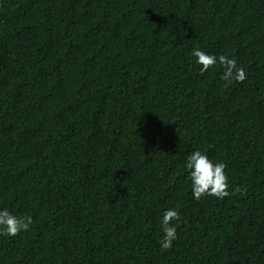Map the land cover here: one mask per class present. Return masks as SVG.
I'll list each match as a JSON object with an SVG mask.
<instances>
[{
  "label": "trees",
  "instance_id": "trees-1",
  "mask_svg": "<svg viewBox=\"0 0 264 264\" xmlns=\"http://www.w3.org/2000/svg\"><path fill=\"white\" fill-rule=\"evenodd\" d=\"M197 149L237 191L192 198ZM0 208V264H264V0H0Z\"/></svg>",
  "mask_w": 264,
  "mask_h": 264
},
{
  "label": "clouds",
  "instance_id": "clouds-1",
  "mask_svg": "<svg viewBox=\"0 0 264 264\" xmlns=\"http://www.w3.org/2000/svg\"><path fill=\"white\" fill-rule=\"evenodd\" d=\"M191 55L195 58V62L200 65L201 73L219 64L223 68L221 78L226 86L233 81L241 83L247 78L245 69L237 67L236 60L229 56L209 54L200 48L192 49ZM184 168L190 182L192 198L195 200L207 196L223 200L232 195L233 191L238 190L230 191L228 177L225 174L226 164L222 161L213 162L199 149L187 155ZM160 223L162 236L159 246L167 250L172 247L173 242L177 239V229L180 223L178 208L165 209L160 218ZM31 224L32 218L30 216L18 217L8 209L0 208V236H16L18 233L28 231Z\"/></svg>",
  "mask_w": 264,
  "mask_h": 264
}]
</instances>
